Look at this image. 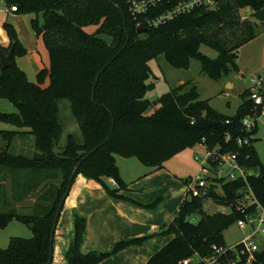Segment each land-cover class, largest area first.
<instances>
[{
    "label": "trees",
    "instance_id": "1",
    "mask_svg": "<svg viewBox=\"0 0 264 264\" xmlns=\"http://www.w3.org/2000/svg\"><path fill=\"white\" fill-rule=\"evenodd\" d=\"M5 1L9 8L16 6L18 14H42V22L37 17L32 24L48 50L49 67L38 74V81L28 79L16 62L27 49L14 25L6 21L10 44H0V48L7 53L13 47V58L9 67H3L0 59V98L10 101L17 111H0V121L18 130H0L5 141L0 147V196L6 198L9 179L14 206L31 195L36 200L28 214L18 213L8 199L5 201L7 211L0 210V228L17 220L27 225L32 235L14 236L7 247H0V264H52L54 224H58L79 174L100 183L110 196L124 198L118 193L126 184L117 156L135 157L147 167L162 168L186 148L204 143L209 149L236 153L248 171L260 167L258 174L248 175L246 181L215 180L205 197L189 191L178 215L160 233L172 238L145 264H180L187 259L193 261L190 264H205L214 246H225L224 231L234 221L256 212L258 205L264 211V166L255 147L258 125L252 130L243 125L254 110L248 89L241 93L242 102L234 115L202 100L191 82L176 86L154 102L146 96L153 87L148 82L152 74L149 62L161 55L177 69H189L192 60H199L202 72L216 81L238 70L239 49L257 36L258 22L264 24V0H220L214 9L198 7L160 25H150L147 19L159 16L173 2L136 17L130 10L133 0ZM244 8L251 9L257 21L243 17L240 10ZM90 27L96 30L90 32ZM140 28L147 30L139 32ZM202 46L217 56L203 53ZM46 77L50 82L43 87ZM63 99L70 101L81 136L70 133L65 146H60L64 125L59 103ZM151 107L154 111L149 114ZM30 135L36 148L32 156L11 152L15 138ZM240 138H249V142L239 144ZM20 145L17 143V148ZM107 178L118 188L110 187ZM219 186L222 195L213 190ZM246 194L255 202L245 201ZM208 198L221 201L231 211L206 212ZM160 203L158 198L138 205L156 210ZM195 215L200 216L197 222ZM86 232V217L74 211L65 264H97L127 247L143 245L150 237L122 239L110 250L84 253ZM236 257L235 251H228L219 264H231ZM236 262L264 264V249L254 252L251 263L246 255Z\"/></svg>",
    "mask_w": 264,
    "mask_h": 264
},
{
    "label": "crops",
    "instance_id": "2",
    "mask_svg": "<svg viewBox=\"0 0 264 264\" xmlns=\"http://www.w3.org/2000/svg\"><path fill=\"white\" fill-rule=\"evenodd\" d=\"M33 18L34 15L16 14L9 8L1 15L0 44L4 47L10 44L9 37L2 28L4 20H8L15 26L28 50L27 55L17 57L16 62L25 71L28 79L36 82L37 74L48 66V60L44 41L32 29ZM178 155L180 153L174 158ZM174 158L169 159L162 168H150L141 162H131L128 158L121 160L126 163L122 167L117 161L121 177L126 184V188L120 189L118 193L124 198L110 196L100 183L79 174L64 202L56 227L52 264H65L64 250L73 232L74 211L87 219L86 238L82 245L84 253L110 250L114 243L122 239L150 236L143 245L127 247L97 264H145L172 238L171 235L160 233L178 215L181 203L188 196L189 178L198 170L195 161L193 165L186 167L181 158L178 169H173L169 166V161ZM189 169L193 170L192 174H189ZM105 182L112 188H118L112 178L105 179ZM158 198L161 203L156 210L138 205L150 204ZM35 200L31 195L15 204L30 212Z\"/></svg>",
    "mask_w": 264,
    "mask_h": 264
},
{
    "label": "rangeland",
    "instance_id": "3",
    "mask_svg": "<svg viewBox=\"0 0 264 264\" xmlns=\"http://www.w3.org/2000/svg\"><path fill=\"white\" fill-rule=\"evenodd\" d=\"M136 1L138 0H133L131 2V5L133 4V2ZM8 9L9 7L6 4V1L0 0V19H1V15L4 12H7ZM28 14L34 15V18L31 21V26L34 32L36 33L32 23L33 20L36 19L37 17L39 18L40 22H42L43 19L42 14L37 15L36 13H25L24 15H28ZM240 14L243 17L248 18L251 22L257 21L252 14V10L249 8H244L240 10ZM6 21L8 20H4V22L2 23L3 29H4V23ZM88 30L90 32H93L96 30V27H90L88 28ZM4 31L6 32L5 29ZM256 31H257V36L253 40L242 46L238 51V57H237L238 70H232L228 75H225L222 79L218 81L211 79L204 72H202L201 63L199 60L196 59L192 60L189 69H177L172 65H170L163 55L157 58H153L149 62L152 69V74L148 80V82L153 83V87L147 93L146 95L147 98L150 99L152 102H154L158 100L163 94L169 92L171 89L175 88L176 86L185 82H191L193 85L197 86L198 92L200 94V98L202 100H209L211 106H213L215 109H217L218 111L224 114L234 115L237 112V109L242 102L241 93L249 88L251 79L256 77L257 78L264 77V24L258 22V26H256ZM37 36L42 39L41 36L39 35ZM44 47H45L44 49L45 55L47 56V60H48V66L46 68H48L49 54L46 51L47 49L45 44ZM201 50L203 53L209 55L210 57L214 58L217 56V53L214 50L206 46H202ZM27 53L25 55H27ZM42 70H40V72ZM38 74H37V81H38ZM49 82H50L49 77H46L43 82V87H47L49 85ZM59 106H60V121L64 125V131L61 137L60 146H65L67 142L68 134L73 133L78 137H80L81 134H80L78 122L71 112L70 101L68 99L60 100ZM0 111L16 112L17 110L10 101L4 98H0ZM153 111H154V107H151L148 110V113L151 114ZM258 126H259L258 133L256 135L258 141H256L255 147L264 166V116H262L258 120ZM15 129L16 128H14L12 125L0 121V130H15ZM19 142L23 143L20 145L21 148L20 147L17 148V143ZM4 145H5V141H3V138L0 137V147H3ZM35 150L36 148L34 145V138L31 135L29 137H24L22 139L15 138L14 145L11 148V152L13 153H22L28 156H32ZM196 152H198V154L200 155L201 160L199 161L195 160L194 156ZM206 155H207V149L205 148V146L201 144H196L194 147L186 148L185 150L180 152V155H178V157L175 158L173 157L174 159L169 161V166L172 167L173 169H178L179 164L181 162L179 161V158H181L180 160H183V163L185 164L186 167L191 166V164L193 165L195 161L199 169L200 163L202 162L203 159L206 158ZM123 158L125 157H121V156L116 157V160L119 162V164L122 167L124 166V164H126L121 161ZM128 160H132L131 162H136L137 164L140 162L135 157H129ZM249 171L251 173H257L260 171V167L253 168ZM192 173L193 170L189 169V174ZM198 173L199 171L197 170V172L192 174V177L189 179L192 180V178H194ZM5 190H6V198L4 195L0 196V210L7 211V209L5 210L4 206H5V201H7L8 199V201H10L11 208L15 207L18 213L28 214V210L26 208L23 207L19 208L17 206H14L13 204L14 199L12 196L13 190L11 188V181L9 179L7 180ZM213 190L217 192L219 195L223 194L222 188L220 186L214 188ZM244 200L250 202L252 200V197H245ZM204 209L208 213H214L218 211L229 213L231 211V208L229 206H225L221 204V201L217 202L213 198H208L205 200ZM199 219H200L199 215H195L193 217L194 222L199 221ZM253 232L254 230L251 225H247L246 229H242L238 225L237 221H234L224 231L225 246L227 247L235 246L238 243L242 242L246 237L253 235ZM31 235H32V231L27 225L17 220L12 221V223H9L8 226H6L5 228H0V247L3 248L7 247L10 239L14 236L27 238L30 237ZM251 240L255 242L258 249L260 250L264 249L263 232H258ZM194 259H197V257H195Z\"/></svg>",
    "mask_w": 264,
    "mask_h": 264
},
{
    "label": "built area",
    "instance_id": "4",
    "mask_svg": "<svg viewBox=\"0 0 264 264\" xmlns=\"http://www.w3.org/2000/svg\"><path fill=\"white\" fill-rule=\"evenodd\" d=\"M164 2H173V5L165 12L152 19H147L150 25L163 24L174 17L191 12L198 7H205L206 9H214L219 4L220 0H138L133 2L130 6L132 14L136 17L146 15L150 9L161 6ZM11 11L17 10L16 6L10 8ZM249 98L254 104L253 114L246 116L243 120V125L247 130H252L258 125V120L264 116V77L252 78L250 81ZM259 127V126H258ZM230 139L229 137L227 138ZM239 144H245L249 142V138L238 139ZM201 145L207 149L206 158L200 163L198 169L199 173L190 180L189 191L193 196H201L203 191H208L211 183H215V180L224 179L226 181H235L239 179L247 180L248 175L258 174L251 173L246 170L245 167L239 163L238 155L236 153H227L220 151V148H207L204 143ZM195 160H201L198 152L195 153ZM114 181V180H113ZM246 197H252L251 194H246ZM252 198L250 203H254ZM238 225L242 229H246L247 225L253 227V235L246 237L240 242V248L235 246H214L213 254L205 259V264H219V259L225 255L228 251H235L237 257L232 259L231 264H237V260H240L242 256H247V263H251L254 257V252L260 251L253 240H251L258 232L264 233V211L263 208L258 205L257 210L254 213L248 214L245 219L237 221ZM239 244V243H238ZM191 259L182 261L180 264H190Z\"/></svg>",
    "mask_w": 264,
    "mask_h": 264
},
{
    "label": "water",
    "instance_id": "5",
    "mask_svg": "<svg viewBox=\"0 0 264 264\" xmlns=\"http://www.w3.org/2000/svg\"><path fill=\"white\" fill-rule=\"evenodd\" d=\"M147 28H140L139 32L146 31ZM12 58H13V47L9 49V51L6 53L3 49L0 48V59L3 67H9L12 65ZM1 153V150H0ZM208 194V191H203L201 196L205 197ZM65 200V198H64ZM57 227V222L54 224V229Z\"/></svg>",
    "mask_w": 264,
    "mask_h": 264
}]
</instances>
